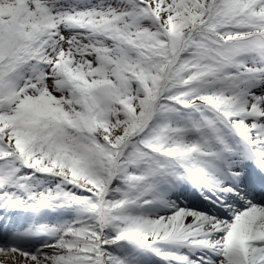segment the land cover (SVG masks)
Returning <instances> with one entry per match:
<instances>
[{"label": "snow or ice", "instance_id": "6c2138e0", "mask_svg": "<svg viewBox=\"0 0 264 264\" xmlns=\"http://www.w3.org/2000/svg\"><path fill=\"white\" fill-rule=\"evenodd\" d=\"M0 264H264V0H0Z\"/></svg>", "mask_w": 264, "mask_h": 264}]
</instances>
